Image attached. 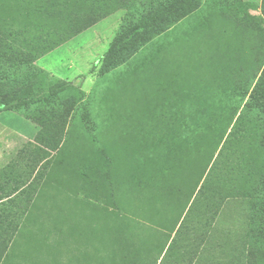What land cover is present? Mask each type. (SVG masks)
I'll list each match as a JSON object with an SVG mask.
<instances>
[{
  "label": "rangeland",
  "instance_id": "1",
  "mask_svg": "<svg viewBox=\"0 0 264 264\" xmlns=\"http://www.w3.org/2000/svg\"><path fill=\"white\" fill-rule=\"evenodd\" d=\"M123 1L0 0V100L28 99L1 264H264V0H195L104 67L175 0Z\"/></svg>",
  "mask_w": 264,
  "mask_h": 264
},
{
  "label": "trees",
  "instance_id": "2",
  "mask_svg": "<svg viewBox=\"0 0 264 264\" xmlns=\"http://www.w3.org/2000/svg\"><path fill=\"white\" fill-rule=\"evenodd\" d=\"M120 3L124 6V1L119 0ZM195 0H175L174 2L168 4L167 6L161 8L156 15L151 16L147 20H143V22L136 24L135 26H125L122 27L120 35L117 36L115 41L112 43L109 50L104 55V67L114 68L125 59L129 58V53L136 50L138 47L142 45V43L151 37V33L160 29L166 22H168L172 17L178 15H189L193 10ZM90 20H85L84 23L80 24V28L77 30L78 33H81L84 30L89 29L91 26ZM22 34V32H21ZM1 43V40H0ZM67 82H62L57 85H54L50 89V94L55 96L62 92H64L68 87ZM20 96L9 97L8 99L0 100V107L11 106L13 102L16 105L14 109H24L28 99H22V92L19 94ZM17 227V226H15ZM1 232V230H0ZM7 234L11 232V230L6 231ZM7 240L2 237L0 238V264L4 259V254L6 250V242ZM5 244V246H4ZM168 253V252H167Z\"/></svg>",
  "mask_w": 264,
  "mask_h": 264
},
{
  "label": "crops",
  "instance_id": "3",
  "mask_svg": "<svg viewBox=\"0 0 264 264\" xmlns=\"http://www.w3.org/2000/svg\"><path fill=\"white\" fill-rule=\"evenodd\" d=\"M0 117H2V114H0ZM0 125V132L3 134L6 126L2 123ZM26 125H29V123L26 122ZM1 144H4V141L0 137ZM15 157L13 156L10 161L5 162L4 156L0 152V228L19 226L21 221L28 217L25 212L27 200L19 197L21 189L15 190L14 187L15 166L12 163L15 162ZM6 234V231L0 232V236L3 238Z\"/></svg>",
  "mask_w": 264,
  "mask_h": 264
}]
</instances>
